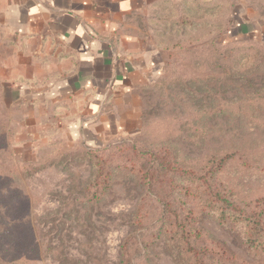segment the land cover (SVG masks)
Returning <instances> with one entry per match:
<instances>
[{"label": "rangeland", "instance_id": "rangeland-1", "mask_svg": "<svg viewBox=\"0 0 264 264\" xmlns=\"http://www.w3.org/2000/svg\"><path fill=\"white\" fill-rule=\"evenodd\" d=\"M213 13L212 24H140L167 47L165 71L120 102L140 120L117 138L34 129L36 156L19 161L23 112L0 88V264H264L237 220L264 207V0ZM151 151L175 172L157 171Z\"/></svg>", "mask_w": 264, "mask_h": 264}, {"label": "crops", "instance_id": "crops-1", "mask_svg": "<svg viewBox=\"0 0 264 264\" xmlns=\"http://www.w3.org/2000/svg\"><path fill=\"white\" fill-rule=\"evenodd\" d=\"M166 1L182 0H0V34L12 48L3 104L23 112L29 137L16 142L19 161L29 148L36 156L34 129L79 142L84 133L117 138L137 128V109L120 102L165 71L166 54L139 26Z\"/></svg>", "mask_w": 264, "mask_h": 264}, {"label": "trees", "instance_id": "trees-1", "mask_svg": "<svg viewBox=\"0 0 264 264\" xmlns=\"http://www.w3.org/2000/svg\"><path fill=\"white\" fill-rule=\"evenodd\" d=\"M232 1L233 0H218V1H203V0H182V1H166L164 6V14L161 17H156L151 19V23H166L171 22L175 25L179 26H189L192 25L199 17L205 18L206 24H209L212 21L209 22L208 19H213V10L216 9V7H222L225 8V5L230 10L232 9ZM234 7V6H233ZM201 12V13H200ZM228 17L229 14H228ZM230 19V18H228ZM228 23L231 25L230 20H228ZM158 42V41H157ZM160 46V44L158 43ZM160 48L163 50V52L167 53V47L160 46ZM173 47L171 48L172 51ZM167 56V54H166ZM4 86L0 84V88H3ZM1 95V90H0ZM1 97V96H0ZM3 127L5 129V126L0 125V129ZM165 154V153H164ZM145 155L149 157H153V164L156 166V170L165 172L166 174L175 172L173 168V161H170V155L165 154L166 158L161 157L158 153L155 152H148ZM228 158L221 159L218 161V166L214 171H209L206 176H203V178H209L216 174V172H219L220 169L226 164ZM183 171V170H181ZM184 172V171H183ZM153 175L155 173L153 172ZM190 175L195 176V173L190 172ZM196 177V176H195ZM153 177L151 178V182ZM232 204H234L232 202ZM235 205V204H234ZM228 206V205H227ZM229 208V207H228ZM238 209V211H241L240 208H238L235 205V208ZM240 216L238 217V221L243 224L246 228V231L249 235L248 242L253 247H261L264 249V207L260 206V208L256 211H252L250 213H241L237 212ZM224 215V214H223ZM183 234L186 231L185 228H182ZM190 244L188 245V247Z\"/></svg>", "mask_w": 264, "mask_h": 264}]
</instances>
